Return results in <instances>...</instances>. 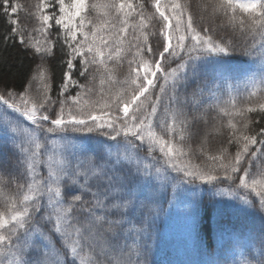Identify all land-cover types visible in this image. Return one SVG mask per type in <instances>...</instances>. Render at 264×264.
Wrapping results in <instances>:
<instances>
[{"label": "snow or ice", "instance_id": "1", "mask_svg": "<svg viewBox=\"0 0 264 264\" xmlns=\"http://www.w3.org/2000/svg\"><path fill=\"white\" fill-rule=\"evenodd\" d=\"M197 9L192 0H37L29 27L20 4L0 0V63L19 48L34 64L22 91L0 85V264H151L161 201L187 194L194 214L198 182L264 223V0ZM234 54L253 70L235 75ZM51 59L62 68L55 99ZM234 90L259 102L238 106ZM225 132L211 154L209 138ZM194 136L203 166L185 143ZM251 245L238 264H264V233Z\"/></svg>", "mask_w": 264, "mask_h": 264}, {"label": "trees", "instance_id": "2", "mask_svg": "<svg viewBox=\"0 0 264 264\" xmlns=\"http://www.w3.org/2000/svg\"><path fill=\"white\" fill-rule=\"evenodd\" d=\"M15 2L21 5L17 17L23 24L31 27L34 21L29 13L34 11L37 0H15ZM199 3L200 0H192L194 11H198L197 5ZM147 6L149 11H152L150 4ZM206 23L210 27L215 26L217 28V37L228 35L220 29L219 20L213 22L211 19L206 18ZM4 28L5 19L0 16V32H3ZM54 36L55 33H53ZM237 39L239 43H243L242 38ZM249 43H251V39H249ZM4 56L6 62L0 63V85L6 83L9 88L17 92L22 91L28 83L34 67L33 62L19 48L9 49L4 53ZM229 67L234 70V74L237 76H242L244 73H250L253 70L252 65L247 63L246 58L240 57L238 54H234ZM50 68L54 76L51 95L55 99L62 78L59 59H51ZM126 70L127 65L125 64L119 70L118 75L123 78ZM80 82L83 83L84 80L81 79ZM240 88L243 89L242 83ZM32 91L33 95L37 94L35 83H33ZM72 94H75V90H72ZM233 95L236 96L238 106L244 103L259 102L257 97L246 101L244 96L247 95V92L244 93V96H241L234 90ZM221 99L225 100L228 97L225 95ZM213 114L210 113L209 115ZM250 115L253 119L256 118V114ZM224 121L226 123V117ZM261 126H264V121L261 122ZM99 139L104 138L100 137ZM79 142L77 141V143ZM83 142L88 144L90 148L96 147L95 139H84ZM199 142V138L194 136L192 140L185 143H191L192 145V163L203 166L207 161L204 156L196 151ZM223 143H226V132L224 135L209 138L205 147L211 154H214ZM231 150L234 152L235 148L233 147ZM141 155H144V153H141ZM156 155L159 156V153ZM227 186V181L219 185L221 188ZM184 187L191 188L193 186L185 185ZM198 187L204 190L202 193L203 202L194 214H189L185 210L187 194L182 195L171 204L167 198L161 201L159 214L153 221L151 229V254L149 256L151 264H234V262L238 264L240 256L245 254L246 250L252 246L251 241L258 239L264 233V223L258 216L246 215L239 210L243 205H239L237 201L225 200L222 195L211 196L207 192L209 185L199 184L198 182ZM7 191L15 193L16 188L9 186ZM210 200L222 201L223 204L218 206L215 203H209ZM254 251L255 248H253Z\"/></svg>", "mask_w": 264, "mask_h": 264}, {"label": "rangeland", "instance_id": "3", "mask_svg": "<svg viewBox=\"0 0 264 264\" xmlns=\"http://www.w3.org/2000/svg\"><path fill=\"white\" fill-rule=\"evenodd\" d=\"M225 196V199L227 200H229V197L227 196V195H224ZM231 201H234V200H231Z\"/></svg>", "mask_w": 264, "mask_h": 264}]
</instances>
